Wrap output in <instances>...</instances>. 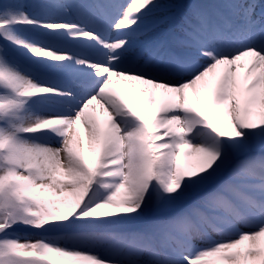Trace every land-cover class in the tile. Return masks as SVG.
Masks as SVG:
<instances>
[{"label":"snow or ice","instance_id":"6c2138e0","mask_svg":"<svg viewBox=\"0 0 264 264\" xmlns=\"http://www.w3.org/2000/svg\"><path fill=\"white\" fill-rule=\"evenodd\" d=\"M157 7L0 0V264H264V0Z\"/></svg>","mask_w":264,"mask_h":264},{"label":"bare ground","instance_id":"6f19581e","mask_svg":"<svg viewBox=\"0 0 264 264\" xmlns=\"http://www.w3.org/2000/svg\"><path fill=\"white\" fill-rule=\"evenodd\" d=\"M187 1L190 3V0ZM182 2L183 0H157L159 7L153 11L152 15L146 21L144 34L140 38L142 44H168L176 35H180V33H177L174 36H169L171 29L170 23L172 21L177 23L178 21L177 24H179L181 16L184 13L182 12L179 16V9Z\"/></svg>","mask_w":264,"mask_h":264},{"label":"rangeland","instance_id":"374dc122","mask_svg":"<svg viewBox=\"0 0 264 264\" xmlns=\"http://www.w3.org/2000/svg\"><path fill=\"white\" fill-rule=\"evenodd\" d=\"M22 232H29L31 235H33L34 237L36 236V235H38L37 233H34V232H32V230H21Z\"/></svg>","mask_w":264,"mask_h":264}]
</instances>
